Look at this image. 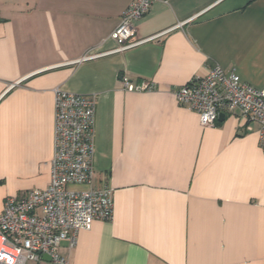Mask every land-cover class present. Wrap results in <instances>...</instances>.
I'll use <instances>...</instances> for the list:
<instances>
[{
    "label": "crops",
    "instance_id": "crops-1",
    "mask_svg": "<svg viewBox=\"0 0 264 264\" xmlns=\"http://www.w3.org/2000/svg\"><path fill=\"white\" fill-rule=\"evenodd\" d=\"M130 1L0 0V213L51 180L61 87L96 94L92 186L113 188L112 219L61 243L70 264H264L257 125L225 112L203 126L175 95L216 64L264 88V0H158L137 35L164 33L116 51Z\"/></svg>",
    "mask_w": 264,
    "mask_h": 264
},
{
    "label": "built area",
    "instance_id": "built-area-1",
    "mask_svg": "<svg viewBox=\"0 0 264 264\" xmlns=\"http://www.w3.org/2000/svg\"><path fill=\"white\" fill-rule=\"evenodd\" d=\"M158 0H131L112 36L116 51L146 42L137 35L136 23ZM166 1V0H165ZM92 55L88 56L91 57ZM127 91H152L149 80L132 82L122 78ZM54 156L51 180L45 188H33L8 196L0 213V264H70L61 253L63 241L70 248L81 230H89L95 220L113 217V188L107 179L92 186L94 170V128L96 94H78L61 87L54 89ZM181 105L198 112L203 126H215L220 113H233L242 121L245 132L257 125L259 146L264 152V88L258 89L216 64L204 76H195L175 90ZM86 185V189L71 188Z\"/></svg>",
    "mask_w": 264,
    "mask_h": 264
},
{
    "label": "water",
    "instance_id": "water-1",
    "mask_svg": "<svg viewBox=\"0 0 264 264\" xmlns=\"http://www.w3.org/2000/svg\"><path fill=\"white\" fill-rule=\"evenodd\" d=\"M225 118V114L224 113H220V115H219V120H223ZM44 259L46 260V261H48L49 259H50V257L48 256V255H45L44 256Z\"/></svg>",
    "mask_w": 264,
    "mask_h": 264
},
{
    "label": "rangeland",
    "instance_id": "rangeland-1",
    "mask_svg": "<svg viewBox=\"0 0 264 264\" xmlns=\"http://www.w3.org/2000/svg\"><path fill=\"white\" fill-rule=\"evenodd\" d=\"M30 264V263H29Z\"/></svg>",
    "mask_w": 264,
    "mask_h": 264
}]
</instances>
